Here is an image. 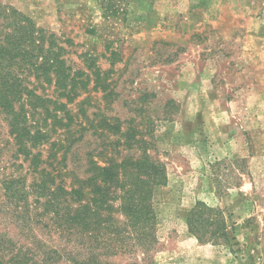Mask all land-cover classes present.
I'll list each match as a JSON object with an SVG mask.
<instances>
[{"label": "rangeland", "instance_id": "1", "mask_svg": "<svg viewBox=\"0 0 264 264\" xmlns=\"http://www.w3.org/2000/svg\"><path fill=\"white\" fill-rule=\"evenodd\" d=\"M0 5L13 6L37 29L59 37L74 69L84 71L86 53L97 57L108 85L101 92L91 84L68 106L75 116L71 132L59 129L39 147L48 160L43 166L51 170L54 163V174L61 171L58 182L74 183L71 171L86 177L88 160L100 166L110 159L121 162L127 149L120 133L143 137L150 156L166 168L167 182L151 198L158 244L149 259L142 261L140 252L117 253L100 257V264H264V0H0ZM46 93L51 97L52 88ZM60 139L62 147L52 149ZM12 142L0 113V248L9 236L25 245L34 241L22 237L28 230L23 218L9 215L4 179L23 175L28 188L37 178ZM36 196L24 206L32 209ZM198 202L223 211L228 244L202 243L189 232L187 216ZM33 227L29 237L61 253L54 264L88 259L77 243L67 255L65 242Z\"/></svg>", "mask_w": 264, "mask_h": 264}, {"label": "trees", "instance_id": "2", "mask_svg": "<svg viewBox=\"0 0 264 264\" xmlns=\"http://www.w3.org/2000/svg\"><path fill=\"white\" fill-rule=\"evenodd\" d=\"M68 53L59 37L37 29L13 6L0 5V113L8 123L18 156L29 163V171L37 176L28 188L23 175L11 174L4 179L9 215L16 221L23 218L21 223L28 230L22 237L34 241L25 245L10 236L9 240L4 239L0 264H54L61 258L59 251L44 249L36 242L35 235L29 237L35 230L33 226L65 242L61 250L67 255L72 254L76 243L80 245L88 257L80 264H100L102 256L138 252L141 260L147 261L158 244L151 198L154 190L167 182L166 168L150 156L148 141L138 139L136 133H120L127 149L122 161L110 159L100 166L88 160L87 176L79 178L71 171L74 183L69 187L57 181L61 171L54 174V163L51 170L43 166L48 160L44 161L39 147L59 129L71 132L75 116L68 106L91 84L101 92L108 89L97 57L86 53L83 71L68 62ZM51 88L50 97L46 91ZM62 145L63 139L54 141L52 149ZM52 149L49 155L57 161ZM66 158L64 154L62 160ZM32 193L37 196L30 209L23 203L29 201ZM115 202L119 205L115 206ZM117 212L122 219L114 216ZM187 226L202 243L223 245L231 240L223 211L203 202L189 212Z\"/></svg>", "mask_w": 264, "mask_h": 264}]
</instances>
